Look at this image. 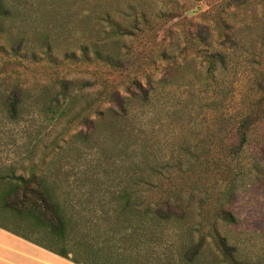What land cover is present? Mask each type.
I'll list each match as a JSON object with an SVG mask.
<instances>
[{"label":"rangeland","instance_id":"rangeland-1","mask_svg":"<svg viewBox=\"0 0 264 264\" xmlns=\"http://www.w3.org/2000/svg\"><path fill=\"white\" fill-rule=\"evenodd\" d=\"M0 3L1 225L85 264H264V0ZM134 20L132 35L113 30ZM128 52L123 67L107 59ZM214 52L223 64H211ZM168 67L176 71L164 82ZM133 79L154 89L115 118L108 97L126 94ZM14 89L21 103L12 115ZM251 112L259 119L232 155ZM15 176L46 184L65 216L62 238L3 208ZM123 195L168 199L186 216L157 227L132 217L141 206ZM219 236L236 248L232 258Z\"/></svg>","mask_w":264,"mask_h":264},{"label":"trees","instance_id":"trees-1","mask_svg":"<svg viewBox=\"0 0 264 264\" xmlns=\"http://www.w3.org/2000/svg\"><path fill=\"white\" fill-rule=\"evenodd\" d=\"M8 10L6 7L0 3V14L5 16ZM144 23H147L146 17L144 14L140 16ZM115 33L124 35H132L130 30H137L136 20L133 22L123 25L120 22H113ZM144 26V25H143ZM112 30V29H111ZM202 32L196 31L195 36L202 38ZM96 49H101V44H96ZM99 50V49H98ZM95 50V54L100 57L101 53ZM167 50H162L161 57L166 58ZM108 60H113L115 66L123 67L129 62V52L128 54H124L123 56H116L112 58H107ZM211 64H214V61H218L220 63H224L225 57L220 52H214L209 56ZM112 63V64H113ZM175 67L166 68L165 76L162 81H168V78H171L170 72H173ZM176 71V70H175ZM174 71V72H175ZM154 87L150 82H147L145 86H143L137 79L131 80L124 92L126 94H121L119 91L114 90L108 97V107L107 111L110 115L115 118L124 119L129 114V105L132 101H142L147 102L151 92ZM21 103V90L14 89L12 95L9 98V110L12 115L15 114L16 110L20 106ZM65 110V104L62 107ZM100 114V113H99ZM258 114L250 113L246 117L240 120V125L235 130L234 141H232L228 147V151L232 155L238 154L247 139V134L251 130V127L255 122L258 121ZM84 124L89 126V129L93 128L90 120L84 119ZM81 135V133H79ZM82 137V136H81ZM122 200H124L125 204H129L132 200L131 195H123ZM135 203L140 204V212L131 210L130 213L132 217L140 218L143 221L150 220L154 222L157 227H160L161 224L166 222H179L186 216L185 208L175 202H171L168 199H160L153 204L143 202L141 204V200L136 199L132 200ZM1 202L3 208L15 216L19 218L31 219L35 222V224L39 225V227L46 229L49 233L56 235L59 238L63 237L65 231V216L61 211L58 202L54 199L53 195L48 190L46 184L37 179L35 176H31L28 178H24L22 176H15L13 184L5 189L1 194ZM226 218L232 220V215L229 212H222ZM153 223V224H154ZM0 228L15 234L25 240H28L34 244L40 245L47 249L44 245L37 243L36 241L26 237L25 235L19 234L16 231H13L3 225L0 224ZM178 230V229H177ZM204 243L203 240H198L197 243H194L192 246L186 248L182 254V258L185 262L189 263L197 257L200 253ZM217 247L221 251L224 256L231 257L236 252V248L234 246H230L226 240V238L219 236L217 238ZM55 251V250H51ZM57 254L62 256L63 258H68V253L65 251H55ZM72 261L75 263H80L76 259L72 258ZM237 264H247V263H237Z\"/></svg>","mask_w":264,"mask_h":264},{"label":"crops","instance_id":"crops-1","mask_svg":"<svg viewBox=\"0 0 264 264\" xmlns=\"http://www.w3.org/2000/svg\"><path fill=\"white\" fill-rule=\"evenodd\" d=\"M51 250L0 228V264H85Z\"/></svg>","mask_w":264,"mask_h":264}]
</instances>
